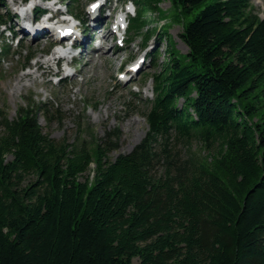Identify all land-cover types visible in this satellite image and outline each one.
<instances>
[{"label": "trees", "instance_id": "trees-1", "mask_svg": "<svg viewBox=\"0 0 264 264\" xmlns=\"http://www.w3.org/2000/svg\"><path fill=\"white\" fill-rule=\"evenodd\" d=\"M160 1L140 0L135 34ZM172 1L196 14L188 53L164 27L130 153L111 158L117 130L93 148L55 140L39 118L54 106L0 109V264H264V17L252 0Z\"/></svg>", "mask_w": 264, "mask_h": 264}, {"label": "rangeland", "instance_id": "rangeland-1", "mask_svg": "<svg viewBox=\"0 0 264 264\" xmlns=\"http://www.w3.org/2000/svg\"><path fill=\"white\" fill-rule=\"evenodd\" d=\"M18 1L20 0H6L11 12L15 9L13 3ZM89 1L91 0H83L85 4ZM252 3L264 17V0H252ZM112 5L118 12L121 11L118 0H114ZM157 8L158 12L147 17V27L133 42H128L119 50L116 41L109 37V46L102 52L104 57H100V54L95 56L97 61L85 70L89 57L93 55L92 49L87 50L79 59V70H82V73L77 75H72L73 71L67 68L66 63L58 66L52 63L54 73L49 75L44 74L45 70L39 69L36 63L46 58L44 53L48 40L38 42L26 40L18 51L14 43L12 49L14 53L0 61V109L5 110L10 118H14L19 108L29 103L54 106L60 111L59 117L51 122L42 114L39 118L45 132L55 140L66 139L70 143L86 141L93 148L94 144L108 132L117 130L120 134L119 149L111 153V158L130 153L142 142L150 129L146 118L147 102L153 98L154 84L152 79L144 82L143 78L144 76L150 78L157 73L158 66L154 69L146 68L132 83L123 86H119L116 79L118 69L122 65L124 70L127 69L129 64L146 51H157V55L164 51L168 46L167 36H155L145 46L143 40L145 32L152 35L151 31L155 28L161 30L165 25L168 26L167 32L173 48L183 57L186 56L188 47L180 35L187 23L196 15L186 17L184 13L177 12L172 0H161ZM18 23H21L20 19ZM15 24L18 25L17 21ZM102 24L105 26L106 21H102ZM0 34L7 42L11 41L8 32L2 35L0 31ZM91 46H95V43ZM165 55V52L162 53L161 61L156 60L155 64H163ZM57 73L59 77L55 76ZM62 79H65L64 83L61 82ZM183 103V99L178 102L179 106H183ZM258 119L259 116H256L253 120ZM200 147L195 141L194 149L202 156H206L207 153ZM90 177L92 178L93 174ZM134 262L137 264L139 260L136 259Z\"/></svg>", "mask_w": 264, "mask_h": 264}, {"label": "bare ground", "instance_id": "bare-ground-1", "mask_svg": "<svg viewBox=\"0 0 264 264\" xmlns=\"http://www.w3.org/2000/svg\"><path fill=\"white\" fill-rule=\"evenodd\" d=\"M99 51H100L99 49H96L95 52L93 53V55L91 57H89V59L86 63L87 68L85 70H87L89 67H91L97 61L95 56H98L100 54V57H104L102 51L101 52H99ZM52 61L53 60L51 58L46 59L44 61L38 60L36 64L38 65L39 69L45 70L44 74L49 75V74L54 73V70L52 67Z\"/></svg>", "mask_w": 264, "mask_h": 264}, {"label": "clouds", "instance_id": "clouds-1", "mask_svg": "<svg viewBox=\"0 0 264 264\" xmlns=\"http://www.w3.org/2000/svg\"><path fill=\"white\" fill-rule=\"evenodd\" d=\"M100 2H102V0H96L97 4L100 3ZM126 7L133 15L135 14V5L132 3V0H129V2L126 5Z\"/></svg>", "mask_w": 264, "mask_h": 264}, {"label": "snow or ice", "instance_id": "snow-or-ice-1", "mask_svg": "<svg viewBox=\"0 0 264 264\" xmlns=\"http://www.w3.org/2000/svg\"><path fill=\"white\" fill-rule=\"evenodd\" d=\"M96 7H97V5H96V4H93V5H92V8H93V9H95Z\"/></svg>", "mask_w": 264, "mask_h": 264}]
</instances>
